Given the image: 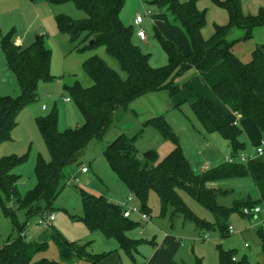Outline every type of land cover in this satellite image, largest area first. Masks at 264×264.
Here are the masks:
<instances>
[{
	"label": "trees",
	"instance_id": "1",
	"mask_svg": "<svg viewBox=\"0 0 264 264\" xmlns=\"http://www.w3.org/2000/svg\"><path fill=\"white\" fill-rule=\"evenodd\" d=\"M42 1L55 4L73 2L83 10L87 16L77 20L57 15L59 30L69 35L74 49L105 46L107 53L119 61L126 76L112 69L98 55L85 61L84 67L94 84L84 87L76 82L72 86H65L71 96L69 99L75 101L84 122L75 128L61 130L56 109L37 119L50 160L41 155L38 157L36 182L25 193L18 187L20 176L14 169L25 163L28 155H0V206L12 218L18 230V236L0 249V264H100L110 253H91L87 245L68 241L54 226H51L47 238L56 244L59 259L36 258L49 242L46 239L42 242L27 239L23 235L27 222L21 224L16 212L23 210L28 219L36 213L43 216L54 213V204L68 180L67 167L76 163L81 171L82 166H88L86 160L78 156L94 139H103L112 115L120 108L127 109L133 100L146 93L161 90L178 93L181 85L176 81L177 77L184 75L190 67L198 70L218 97V101H214L198 95L192 102V108L204 129L209 133H219L228 140L232 154L245 151L247 145L241 140L243 129L239 126L240 120L252 119L264 133V44L253 51L252 60L248 63L239 59L233 47L236 42L252 37L255 28L264 27V7L255 15L245 14L242 0H213L217 6L228 11L230 21L227 25H216L213 36L206 39L202 34L206 13L198 8L197 0H154L170 11L185 29L191 50L184 51L157 30L155 36L168 54V62L161 67H153L150 55L134 40L137 36L134 28L121 19L125 0ZM233 27L243 29L245 35L228 40ZM12 35L13 31L2 37L1 48L8 67L15 74L20 94L15 97L0 95V145L11 140L19 114L38 98L39 84L54 79L51 74V51L45 46L43 37H36L31 45L22 48L13 43ZM143 126H152L173 141L174 149L161 160L155 150L146 151L140 157L137 141L143 128L131 136L119 134L103 149L112 170L141 203L143 212L150 214L149 195L155 191L160 199L161 217H169L171 222L182 217L184 221H192L200 231L217 227L222 235L227 236L233 233L229 224L233 213L254 218L243 210L255 206L264 198V194L258 201L234 200L231 206H225L219 200L227 190L218 188L215 183L244 177H251L255 182L264 181V161L255 158L247 163L225 161L206 171H196L184 153L177 134L163 115L147 119ZM71 177L78 180L76 173L72 172ZM79 192L83 205V216L80 218L90 230H100L107 237L116 238L121 248L130 254L145 243L146 239H133L127 235L140 222L124 216L122 204L85 189H79ZM183 193L205 206L213 214L214 220L199 217L188 205ZM257 234L264 253V227H259ZM148 242L153 243L152 240ZM236 254V249L226 250L219 244L218 264H250L247 255L239 259ZM193 264L205 263L203 258L197 257Z\"/></svg>",
	"mask_w": 264,
	"mask_h": 264
},
{
	"label": "rangeland",
	"instance_id": "2",
	"mask_svg": "<svg viewBox=\"0 0 264 264\" xmlns=\"http://www.w3.org/2000/svg\"><path fill=\"white\" fill-rule=\"evenodd\" d=\"M242 4L245 14L255 15L261 7H264V0H242ZM197 6L206 13V23L202 29L206 39L213 36L216 25H227L230 21L228 11L217 6L213 0H197ZM138 14L144 19L141 27L146 31L147 40L142 42L136 35L134 40L145 53L150 55V63L153 67H161L168 62V54L155 36L157 30L166 39L181 46L184 51L191 50V42L185 29L165 7H161L154 0H125L121 19L126 25L132 26L135 33L137 31L135 19ZM57 15L70 16L76 20L87 16L73 2L55 4L42 0H0V57L2 59L0 95L15 97L20 94L15 74L8 67L1 48L4 35L13 31V43L22 48L28 47L36 37L42 36L45 46L50 49L52 55L51 74L54 79L39 84L38 98L25 106L19 114L18 124L11 133V140L4 141L0 145L1 156L28 155L27 161L14 169V172L20 176L18 187L23 193L31 189L36 182L35 167L38 157L41 155L47 161L50 160V153L37 119L56 109L61 130L75 128L84 122L75 101L71 98L69 102H66V98L71 96L65 86H72L76 82L84 87L94 84L84 67L85 61L98 55L112 69L123 77L126 76L119 61L107 53L105 46L86 50L74 49L69 35L62 33L57 26ZM244 35L243 29L233 27L227 39L232 41ZM262 44H264V27H258L254 29L252 37L236 42L233 51L241 61L248 63L252 60L253 51ZM176 81L181 85L178 93L171 94L168 90L149 92L133 100L127 109L120 108L112 115V121L103 139H94L91 145L78 156L79 159L86 160L90 169L89 173L76 174L77 180L71 177L72 172L78 170L77 164L67 167L68 180L54 204V221L42 225L39 223L44 217L42 214L36 213L28 219L23 210L16 212V218L21 224L27 222L25 230L28 234L27 239L35 242L46 239L49 242L47 248L39 252L36 258L59 259L56 244L47 238L51 226H54L68 241L87 245L91 253H110L103 262L111 261L113 264H183V261L193 264L196 257L203 258L205 264H218L219 244L226 250L236 249V256L239 259L247 255L250 264L262 263L263 252L256 239L258 225H253L249 217L233 213L229 224L236 231L227 236L222 235L217 227L210 231H200L192 221H184L182 217L174 222H171L169 217H161L160 199L155 191L150 193L148 200L151 218L142 221L139 215H133L132 219L140 222V225L129 230L127 235L133 239H146L145 242L149 241L148 239L152 241L155 239L157 245L142 243L130 254L121 248L116 238L107 237L100 230H90L80 218L83 216V205L79 189H85L96 195H105L111 201H117L120 204L130 196L128 187L115 174L103 154L106 145L119 134L126 133L131 136L144 129L137 141V152L140 157L146 151L155 150L161 160L174 149L173 141L165 138L154 127L143 126L149 118L162 115L166 118L196 171H200L201 165L205 162H209L210 167H216L225 162V157L232 152L229 141L219 133L207 132L192 108L194 92L203 96L208 94L212 96V98L207 97L208 99L217 101L218 97L195 67H190L184 75L178 76ZM43 105L47 107V110L43 109ZM241 139L249 144V150L252 152L261 145L264 133L252 120H248L243 123ZM241 181L235 178L229 179L220 186L223 189L234 190L220 198L221 204L231 206L234 200H242L247 193L251 194L253 201L261 199L258 197V189L254 181L244 182V179ZM183 197L199 217L209 221L214 220L213 214L193 197L187 193H183ZM134 203L141 209V203L138 200ZM245 229H248L247 235L244 234ZM166 235L170 237L164 242L163 238L165 239ZM17 236L18 230L12 218L6 215L0 206V249ZM177 237L179 240H176ZM170 239L176 240V245L168 244Z\"/></svg>",
	"mask_w": 264,
	"mask_h": 264
},
{
	"label": "built area",
	"instance_id": "3",
	"mask_svg": "<svg viewBox=\"0 0 264 264\" xmlns=\"http://www.w3.org/2000/svg\"><path fill=\"white\" fill-rule=\"evenodd\" d=\"M148 13H151V11H148ZM144 21L143 17L138 14V16L135 19V24L137 25V31L136 34L137 36L145 41L147 40V34L146 31L141 27L142 22ZM1 57H0V61H1ZM69 100V98H68ZM43 108H46V106H43ZM264 154V140H262L261 145L259 147H257L256 149V155H263ZM254 155L251 154L248 151H241L239 152L237 155H234L232 153H230L229 155H227L225 157V161L227 162H235V161H239V162H243V163H247L250 159H253ZM201 170L206 171L210 168V163L209 162H205L204 164L201 165ZM89 171L88 166L84 165L81 167V172L86 173ZM74 178V177H72ZM135 197L130 194V196H128L127 200L124 201L122 203L123 207H124V216L126 217H132L133 215L137 214L141 217L142 221H147L149 220L151 217L148 213L143 212L134 202H135ZM244 213L246 215H251L253 217L258 216L259 214H263L264 215V208L261 205H255L253 207H245L244 208ZM55 219V213H51L49 215H46L43 217V219L40 220V224L45 225L48 222H52ZM230 231L231 232H235V229L230 226ZM23 235L27 236V233H24Z\"/></svg>",
	"mask_w": 264,
	"mask_h": 264
},
{
	"label": "crops",
	"instance_id": "4",
	"mask_svg": "<svg viewBox=\"0 0 264 264\" xmlns=\"http://www.w3.org/2000/svg\"><path fill=\"white\" fill-rule=\"evenodd\" d=\"M139 38V37H138ZM140 39V38H139ZM141 40V39H140ZM142 42H145V41H143V40H141ZM2 63V60L0 61V64ZM195 94L193 95V101L192 102H194L197 98H198V95H200L198 92H194ZM201 96H203V95H201ZM205 96H206V98L207 97H209V98H212V96H210V95H208V94H205ZM204 96V97H205ZM68 98L69 97H67L66 98V102H69L70 101V99L68 100ZM211 100H216V99H211ZM217 101V100H216ZM44 106V105H43ZM44 110H47V107L46 108H43ZM248 120H252V119H243V120H240V122H239V126L243 129V123L244 122H246V121H248ZM253 121V120H252ZM254 122V121H253ZM255 123V122H254ZM242 140V139H241ZM243 142H245L246 143V145H247V148H246V150L245 151H248V152H250V150H249V144L246 142V141H244V140H242ZM251 154H253L254 155V158L255 159H260V160H262V161H264V157H262V155L261 156H259V155H256V150L255 151H252V152H250ZM89 171H90V169H89ZM89 171L88 172H86V173H83V172H81L80 171V169H78L76 172H73V173H76V174H79V173H82V174H87V173H89ZM237 179H239V180H242L243 181V179H244V182H247V181H249V180H252V181H254L251 177H244V178H235V180H237ZM229 180V179H228ZM226 180H223V182L222 181H219L218 183H215V186H217L218 188H220V186L221 185H224L223 183L225 182ZM241 181V182H242ZM222 183V184H221ZM254 183L257 185V189H258V197L260 198H262V195L264 194V181H260V182H255L254 181ZM221 189H223V188H221ZM224 190H227V189H224ZM232 191H234L233 189H231V190H227V193H226V195H228L229 193H231ZM130 192V191H129ZM225 195V196H226ZM242 199H251V200H253V198L251 197V194H248L247 193V195L246 196H244ZM117 202V201H116ZM121 202V201H120ZM119 203V202H118ZM257 205H261L263 208H264V198L263 199H261V201L260 202H258L257 203ZM245 217V216H244ZM248 219V218H247ZM249 221H251L252 223H253V225H258V228L259 227H264V215L263 214H259L258 216H256V217H254V218H250L249 217ZM252 226V225H251ZM253 227V226H252ZM250 230V229H249ZM247 233H248V229H245L244 230V234L245 235H247ZM168 237H170V236H168V235H166V238L164 239L163 238V240H164V242H166L167 241V239H168ZM256 239H257V241H258V244H260L261 245V241H260V239H259V237L258 236H256ZM149 241L151 240V239H148ZM176 240H179L178 239V237L176 238ZM175 240V241H176ZM174 240H172V239H170L169 241H168V244H170V245H176V243L177 242H175ZM145 243H151V242H145ZM155 243V245H157L158 243L155 241V239H154V241H153V244ZM246 245V244H245ZM262 255V259H263V261H262V263L261 264H264V253L263 254H261ZM154 258V257H153ZM197 258V257H196ZM152 260V259H151ZM100 264H113L111 261H104V262H101ZM175 264V263H174ZM183 264H188V263H186V262H184L183 261Z\"/></svg>",
	"mask_w": 264,
	"mask_h": 264
},
{
	"label": "water",
	"instance_id": "5",
	"mask_svg": "<svg viewBox=\"0 0 264 264\" xmlns=\"http://www.w3.org/2000/svg\"><path fill=\"white\" fill-rule=\"evenodd\" d=\"M90 43H92V40L90 41Z\"/></svg>",
	"mask_w": 264,
	"mask_h": 264
}]
</instances>
